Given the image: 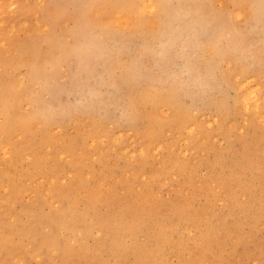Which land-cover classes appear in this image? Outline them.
<instances>
[{"label":"rangeland","instance_id":"rangeland-1","mask_svg":"<svg viewBox=\"0 0 264 264\" xmlns=\"http://www.w3.org/2000/svg\"><path fill=\"white\" fill-rule=\"evenodd\" d=\"M96 1L0 0V97L8 88L18 120L37 109L50 117L27 118L10 155L0 152V173L12 168L16 183H0V247L10 238L0 264H44L31 230L44 211L61 207L78 226L70 239L76 257L84 244L95 254L104 242L97 229L85 236L97 213L138 221L134 208L145 210L151 227L136 243L160 250L152 264H264V9L249 18L260 0L190 7L168 0L167 12L196 22L182 21L163 42L158 26V39L146 44L130 31L157 25L143 0H111L103 15V7L89 10ZM57 51L61 58L46 63ZM244 82L257 91L258 112L239 102ZM172 90L178 108L154 105ZM131 113L140 118L130 121ZM176 114L180 122L171 123ZM158 117L172 126L153 137L149 125ZM59 239L63 245V231ZM106 251L110 262L128 264L114 257L115 247ZM51 253L47 261L59 264L58 251Z\"/></svg>","mask_w":264,"mask_h":264},{"label":"bare ground","instance_id":"bare-ground-1","mask_svg":"<svg viewBox=\"0 0 264 264\" xmlns=\"http://www.w3.org/2000/svg\"><path fill=\"white\" fill-rule=\"evenodd\" d=\"M167 1L168 0H146V2H145L143 0V3H146L145 7H147V9L149 8L151 11H153V8H155L154 16H153L152 20H155L157 25H153L155 27L154 30H149V29H144L139 23L135 24L131 28L130 31L132 32V36H134L136 38V40H141L142 42H144L146 44V43L153 42L155 40V38L158 39V37H156V35L159 32L156 31V28H158V26H159V28L162 31L160 33V34H162L160 36V41L163 42V41H166V38H165L166 34H168L170 36L171 35L176 36L177 26L180 25V23H182V21L186 22L187 20H191L192 24H193V22H196L194 19L195 17L194 18L189 17V16L186 17V16H184L185 15L184 13L182 15V14H179L177 12L175 14H171V13L167 12V6H168ZM187 1H188L187 4L189 5V7L194 2H197V0H187ZM254 2H256V0H254ZM260 2H261V0H260ZM246 3L247 2H245V4ZM110 5H113L111 0H105V1L97 0L95 2V6H90L89 10L93 11L95 7H103V10H102V15H103L108 10V8H110ZM230 6H232V5H230ZM255 6L256 5L254 3L250 4L249 7L252 11V12L250 11L252 14H249L250 16L248 15L249 18L254 17V16L256 17V19L259 18L257 13H259L261 11L262 7L256 6L257 7L256 8ZM186 7H188V6H186ZM123 8H124L123 5H119V6L116 5L114 7V9L119 10L120 12L124 11ZM150 10H148V12ZM120 12H118V13H120ZM124 12H126V11H124ZM121 15H123V17H124V14H121ZM236 15H238V14H236ZM237 17H234V18H237ZM120 18H122V17H120ZM101 32H102V36L107 38V36H106V34L102 28H101ZM217 52L218 51H216V53ZM217 54L221 55V54H219V52ZM59 58H61V53L59 54L58 51L53 53V54L50 53V56H48V58L46 59V63L49 62L52 65L56 61H58ZM1 62H2V60L0 58V63ZM57 66H52V67L57 68ZM134 76H136V74H134V73H131L128 75V77H131V78H133ZM245 79L247 80L248 78L245 77ZM246 82H248V81H246ZM246 82H244L241 85V86H243L244 94L241 96V99L239 102L244 107V109H246V110L254 109L255 112L256 111L258 112V110L260 109V102L258 99L259 96L257 95L258 97H256L257 91L250 89L249 84ZM159 92H162V90H159ZM8 94H9V91H8V88H6L2 94V97H0V103H1L0 104V106H1L0 116L2 115L5 117V126H2V125L0 126V152H1L3 157H7L10 155V150H11L10 144L12 141V136L14 134H18V135L21 134L22 132H24L26 130V128L29 127V123L27 121V118L30 120H35V121L38 120L39 118H43L45 120H49V118H50L45 112L37 109L35 112H33V114L28 115V117H25L28 114V112H27V113H23L19 117V120L16 119V117L14 115L13 105L10 102V98H9ZM177 94H178V92H176L175 90H172L171 92H167L163 95L162 98L155 99L153 101V102H155L154 105L158 106L161 104L164 106L167 105L169 107L174 106V107L178 108L177 105H179V102L177 100ZM127 97L128 96L125 94V99ZM135 109H136V107H135ZM160 109H162V108H160ZM180 115L181 114H176L174 117L171 118L170 122L171 123L172 122L173 123H175V122L179 123L180 119H181ZM139 118H140V115H136L135 113H131L128 115V119L130 121L132 119L135 121V119L138 120ZM158 119H159V117L155 120L154 124L152 122H150L151 124L149 125V126H151V130H152L151 132H152L153 137H157V136L161 135L163 133V131H162L163 129H165L166 127L172 126V124L170 122L165 124L163 121L158 120ZM177 123H175V124H177ZM48 124L52 125V121H48ZM129 125L132 126V123L130 122ZM53 129H55V128H53ZM120 133H122V131ZM2 135H3V138H1ZM50 148H51V146H50ZM15 150H16V151H14V152H16L15 157L16 158L20 157L21 156V154H20L21 149H19V150L15 149ZM77 150H76V152H77ZM58 155L61 156V153ZM64 156H66V155H64ZM66 158H67V156H66ZM43 164H44V162L40 160L35 164V166H36V168H41ZM168 164H170V163H168ZM68 172L69 171L67 170V173ZM69 174H70V172H69ZM12 175H13V170H12V168L8 167V169L6 171L0 173V183L3 181H9L10 183H14L12 185V186H14L16 183L14 182ZM50 176H52V175H50ZM50 176H49V180H50ZM60 178L62 180L61 176H60ZM50 182H52V181L50 180ZM71 190L73 191V189H71ZM20 193H21L20 190H16V192H15L16 198H17V195H19ZM66 199L70 200V197H68V195H65L64 201H66ZM70 202H71V200H70ZM90 202L91 201L88 200L87 206H91ZM70 204H72V203H70ZM35 206L36 205L30 206L27 208V211H25L28 220H30L33 217V211H34ZM70 207L72 210L73 207L72 206H70ZM64 208L65 207H63V209H62V207H61L58 210V212L53 214V215H51L49 213V211H44L45 214L42 215V219H40V221H38L37 224L34 226V228L31 230L32 235L35 239L41 238V241L39 242V247L37 248V251H38L37 254L44 256V258H45L44 264H51L47 260L51 256V254H52L51 250H53V249H56L59 253V256L61 257L59 264H119L118 260L110 262L109 259H107L105 257V253L107 252L106 250L107 249L113 250L114 247H115L114 257L118 258L121 255H125V258L129 257V260L127 261L128 264H152L155 262V259H153V257L156 254H158V252L160 251L159 248L158 247L155 248V247H153L151 245H147V244H145L141 247L140 244L136 243L137 233H139L140 231H143V232L146 231L148 233V232H150V229H151L150 224H148L146 221L147 214H146L145 210L142 211L141 209H137V210H135L134 208L132 209V211H131L132 215H130V217L131 216H138L139 222L136 219L131 220L129 217L126 218V216L123 215L122 213H118V214H113V213L99 214V213H97L98 214L97 219L99 221L97 223H93V225L86 227L87 229H86L85 236H87V234L89 232H91L93 229H97L96 234H97V232L100 234L101 233L104 234V237H102L104 239V242L101 246H98L96 248L98 253H95V254H89V252L87 251L88 246L84 244L81 247V250H82L81 256L78 255L76 257V256H74V249L72 247L73 245L70 244L71 243L70 239H72L74 237L75 231L78 228V226L76 224V221L73 222V220H71V217H70L71 212L69 214L68 210H66ZM85 223L88 225L91 223V221L85 222ZM45 227H49L50 231L44 232ZM61 231H63V235L65 234V236H66V241L63 245L61 244L62 241H60V239H59V233ZM97 240H99V239H97ZM9 241H10L9 237H4V240H3L4 245L1 246L0 248H7ZM155 246H157V245H155ZM129 247H133L134 249L131 250V249H129ZM18 253H20V252L16 251L14 254H11V255H16ZM14 258H16V256ZM20 262H22V261H20Z\"/></svg>","mask_w":264,"mask_h":264},{"label":"snow or ice","instance_id":"snow-or-ice-1","mask_svg":"<svg viewBox=\"0 0 264 264\" xmlns=\"http://www.w3.org/2000/svg\"><path fill=\"white\" fill-rule=\"evenodd\" d=\"M261 6H262V9H264V0H261ZM11 7H12V8H15L16 5L13 4V5H11ZM153 11H155V8H153Z\"/></svg>","mask_w":264,"mask_h":264}]
</instances>
